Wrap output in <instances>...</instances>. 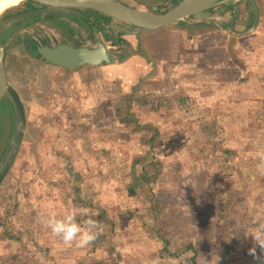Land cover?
Masks as SVG:
<instances>
[{"label":"rangeland","instance_id":"rangeland-1","mask_svg":"<svg viewBox=\"0 0 264 264\" xmlns=\"http://www.w3.org/2000/svg\"><path fill=\"white\" fill-rule=\"evenodd\" d=\"M256 1L252 31L245 3L145 34L116 19L93 37L84 29L85 46L103 42L113 56L101 65L67 69L0 42L26 114L0 185V264H256L242 232L264 220V196L255 195L264 188L254 155L264 149V0ZM160 2L125 0L147 10ZM0 114L1 173L20 119ZM73 207L88 213L77 222L103 228L88 247L64 246L42 223Z\"/></svg>","mask_w":264,"mask_h":264},{"label":"water","instance_id":"water-1","mask_svg":"<svg viewBox=\"0 0 264 264\" xmlns=\"http://www.w3.org/2000/svg\"><path fill=\"white\" fill-rule=\"evenodd\" d=\"M41 4L67 7L94 9L100 11L116 20L133 26L132 34L146 33L158 30L162 27L171 25L176 21H182L192 15L199 14L206 10L221 6L236 4L245 0H179L178 5L164 13H155L147 9L129 6L118 0H35ZM251 3L255 13V24L248 29L252 31L258 25L260 16L256 0H247ZM156 10V8L154 9ZM240 33L239 31H236ZM39 53L50 63L60 65L68 69H75L84 64L101 65L103 63H112L113 56L108 46L103 42H98L97 47H74L73 45L60 44L57 47H40ZM8 94L15 105L16 112L19 115V123L12 140L13 151L9 155L2 172L0 173V185L8 174L14 159L18 153L20 143L26 128V114L24 104L19 93L12 87L7 79L3 64V58L0 55V102Z\"/></svg>","mask_w":264,"mask_h":264},{"label":"flooded vegetation","instance_id":"flooded-vegetation-1","mask_svg":"<svg viewBox=\"0 0 264 264\" xmlns=\"http://www.w3.org/2000/svg\"><path fill=\"white\" fill-rule=\"evenodd\" d=\"M123 1L121 2L125 3V0ZM178 3L179 0H161V2L158 3V5L152 6L149 9V11H154L155 13H164L171 10L173 7L178 5ZM243 3L249 5L253 13L251 22L249 24L250 26L248 27L251 28L255 24V13L251 3L247 0L236 4L221 5L206 10L204 12H201L199 14L216 13V12L219 13V11H221L222 9L227 10L229 8L240 7ZM53 8H62L63 10H70L71 12L70 13L58 12L53 10ZM155 8L156 10H154ZM80 10L83 9L55 7V6L41 4L35 0H26L24 3H22V5L7 10L2 15L1 19L4 25L0 34V42L3 43V45L7 44L8 46L10 45L21 46L23 48H26L27 53L22 58H40L45 62L52 64L49 61H47L42 55H40L39 53L40 47H45V46L57 47L60 44L73 45L74 47L85 46L84 29H86V25L89 22H85V20L83 21V12ZM240 16L235 15V17L232 18L230 22L231 27L237 24V20L240 18ZM113 19L115 18H111L109 19V21ZM107 22L108 20L100 21L99 25L96 26L94 25L92 29L94 27L99 28L101 24ZM38 26L47 28L49 32L47 31L43 32L40 28H38ZM127 27L129 26L127 25ZM129 28H131V32H132L133 27H131L130 25ZM242 33L243 32H240L239 34ZM10 35L12 37L8 38ZM120 38L122 39V41H124L125 39V38L123 39V37L121 36ZM119 41L120 39L118 38L116 43H118ZM30 47L32 48L33 52L36 53H32ZM85 47H89V46H85ZM89 48H93V47H89ZM56 66H60V65H56ZM7 96L8 94L5 95L4 99H6Z\"/></svg>","mask_w":264,"mask_h":264},{"label":"clouds","instance_id":"clouds-1","mask_svg":"<svg viewBox=\"0 0 264 264\" xmlns=\"http://www.w3.org/2000/svg\"><path fill=\"white\" fill-rule=\"evenodd\" d=\"M10 4L19 6L23 0H9ZM5 0H0V15L5 9ZM258 160L257 171L264 176V149L255 152ZM257 197L264 196V188L258 189ZM78 215H88L87 210H77L75 207L58 216L55 211L50 212L42 223L51 230L53 236L60 238L64 246L85 248L91 245L102 234L103 228L99 222L86 219L77 222ZM245 239L251 238L252 244L248 254L252 256L256 264H264V220L257 219L252 230L242 231Z\"/></svg>","mask_w":264,"mask_h":264},{"label":"trees","instance_id":"trees-1","mask_svg":"<svg viewBox=\"0 0 264 264\" xmlns=\"http://www.w3.org/2000/svg\"><path fill=\"white\" fill-rule=\"evenodd\" d=\"M80 11L83 12V21L85 20V22H89L86 25V31L90 32L92 37H93V34H92L93 33V29H92V27L94 25L95 26L99 25L100 21H106V20H109V19L112 18V17H110V16H108L106 14H103V13L97 11V10H94V9H83V10H80ZM31 50H32V48H31ZM32 53H36V52H33V50H32ZM121 58L125 59V58H127V55H123ZM4 98L5 97H3V99H2V101L0 103V110L2 111V113H8V112H11L12 110L14 112L16 110V108L14 107L15 105H14L13 101H8V100H6ZM4 103H5V105H4ZM0 129H1V123H0ZM226 152H228V150H226Z\"/></svg>","mask_w":264,"mask_h":264},{"label":"crops","instance_id":"crops-1","mask_svg":"<svg viewBox=\"0 0 264 264\" xmlns=\"http://www.w3.org/2000/svg\"><path fill=\"white\" fill-rule=\"evenodd\" d=\"M155 31H156V30H155ZM146 33H148V32H146ZM144 34H145V33H144ZM165 39L167 40V38H166V37L164 38V42H163V41H160V43H161L160 46L157 45V44H155V43L153 42L154 40H151V39H150V41L148 40V41L144 42V48H146V51L151 52V51H153V50L151 49V47H153L152 45H153V43H154L155 45L158 46L156 49L160 48L161 52L164 53V51L167 50V47H164V46H163V45H165L166 42H167ZM149 42H152V43H149ZM171 48H173V47H171ZM163 53H162V54H163ZM161 56H162V55H161ZM161 56L156 57V58H161ZM162 58H163V57H162Z\"/></svg>","mask_w":264,"mask_h":264},{"label":"bare ground","instance_id":"bare-ground-1","mask_svg":"<svg viewBox=\"0 0 264 264\" xmlns=\"http://www.w3.org/2000/svg\"><path fill=\"white\" fill-rule=\"evenodd\" d=\"M26 0H23V3L25 2ZM20 5H22V3L20 4ZM5 11L3 12V14L7 11V10H10V9H12V8H14V7H18V6H14V4H10V2H9V0H5ZM2 14V15H3ZM1 16V15H0Z\"/></svg>","mask_w":264,"mask_h":264}]
</instances>
